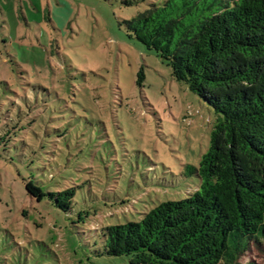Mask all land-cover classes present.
Segmentation results:
<instances>
[{
	"label": "rangeland",
	"instance_id": "rangeland-1",
	"mask_svg": "<svg viewBox=\"0 0 264 264\" xmlns=\"http://www.w3.org/2000/svg\"><path fill=\"white\" fill-rule=\"evenodd\" d=\"M126 1L0 0V264H126L102 229L199 185L218 114L128 36L163 0ZM28 179L73 188L71 208L36 201ZM237 262L264 264V240Z\"/></svg>",
	"mask_w": 264,
	"mask_h": 264
},
{
	"label": "trees",
	"instance_id": "trees-1",
	"mask_svg": "<svg viewBox=\"0 0 264 264\" xmlns=\"http://www.w3.org/2000/svg\"><path fill=\"white\" fill-rule=\"evenodd\" d=\"M125 23L218 118L189 170L196 190L105 226L103 251L126 264H239L251 240H264V0H163ZM24 188L62 211L75 194L44 192L31 179Z\"/></svg>",
	"mask_w": 264,
	"mask_h": 264
}]
</instances>
